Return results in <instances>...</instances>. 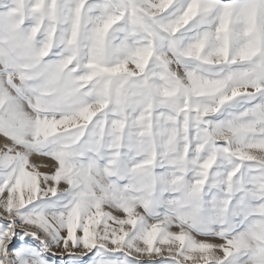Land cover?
<instances>
[{"label":"snow or ice","instance_id":"obj_1","mask_svg":"<svg viewBox=\"0 0 264 264\" xmlns=\"http://www.w3.org/2000/svg\"><path fill=\"white\" fill-rule=\"evenodd\" d=\"M0 264H264V0H0Z\"/></svg>","mask_w":264,"mask_h":264},{"label":"rangeland","instance_id":"obj_2","mask_svg":"<svg viewBox=\"0 0 264 264\" xmlns=\"http://www.w3.org/2000/svg\"><path fill=\"white\" fill-rule=\"evenodd\" d=\"M145 259H147V257H144Z\"/></svg>","mask_w":264,"mask_h":264}]
</instances>
